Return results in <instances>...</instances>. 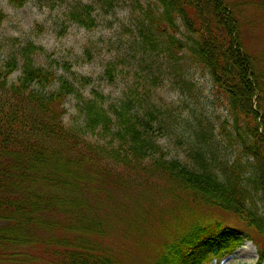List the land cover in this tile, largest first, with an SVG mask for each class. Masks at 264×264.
<instances>
[{"label": "trees", "instance_id": "obj_1", "mask_svg": "<svg viewBox=\"0 0 264 264\" xmlns=\"http://www.w3.org/2000/svg\"><path fill=\"white\" fill-rule=\"evenodd\" d=\"M26 1L10 0L16 7ZM122 1L76 3L69 19L94 27ZM135 5L123 25L129 30H122L131 35L120 38L117 58L105 65L110 78L125 68L131 75L107 105L97 91L82 98L84 127L64 119L66 99L78 91L75 79L58 77L30 56L11 55L0 64V264H131L113 243L111 219L101 217L102 177L171 197L156 228L168 239L150 264H219L244 244L246 230L204 214L203 206L258 229L250 205L264 190V59L247 51L242 29L264 22V0ZM4 17L0 9V22ZM197 66L226 98L231 131L216 134L206 114H186L156 90L170 82L191 96L189 74ZM162 136L184 144L187 157H170ZM97 179L99 188L91 185ZM263 262L264 248L256 264Z\"/></svg>", "mask_w": 264, "mask_h": 264}, {"label": "rangeland", "instance_id": "obj_2", "mask_svg": "<svg viewBox=\"0 0 264 264\" xmlns=\"http://www.w3.org/2000/svg\"><path fill=\"white\" fill-rule=\"evenodd\" d=\"M92 1L27 0L23 6L16 7L10 0H0L1 12L5 15L0 22V64L8 60L11 55L16 56L20 61L30 56L37 64L55 70L58 77L75 79L78 91L68 95L64 119L66 123L79 127L85 126V113L81 108L82 98L93 97V92L97 91L103 95L107 105L109 101L118 99L122 95L124 80L131 75L128 72L129 68H123L122 73L117 72L110 78L105 73V65L108 61L117 58L120 38L128 39L131 35L130 32L125 33L122 30H129L123 28V25L131 22L130 11L136 7L135 3H138L137 8L140 4L147 3V0L122 1L115 12L102 14L98 17L97 24L91 28L69 19L70 7L76 3L84 5ZM251 16L250 13L249 16L244 17L247 19ZM242 38L248 52L264 59V22L244 25ZM29 45H32L30 52L27 51ZM86 48L89 49L88 53L85 51ZM190 71L191 96L189 93L184 94L177 90L170 82L156 90L165 100L172 101L184 109L186 114L192 111L206 114V118L216 125V134L223 132V127L231 131L233 120L226 98L215 87L211 75L198 66ZM19 75L20 70H17L12 78L16 80ZM83 77L87 78L86 83L80 84L78 79ZM59 83L60 81H57L54 88H57ZM220 137L223 138V135ZM160 142L167 148L170 157L181 160L187 157L184 144L177 143L169 136L160 137ZM101 179L104 181V189L98 192L100 194L98 206L101 209V217L112 221L111 229L108 230L112 232L113 243L124 247L131 264L152 263L158 248L168 239L167 235L157 231L156 228L160 225L159 218L163 217L159 212L171 208V197L160 188H155V191L151 192L146 187H135L123 180L118 183L114 178L108 181L105 177ZM101 179H97L91 185L99 188L102 183L98 182ZM164 183L159 185L163 187ZM152 194L156 203L152 198L150 200ZM182 196L186 197L184 194ZM199 206L201 205H197ZM250 208L258 229L247 228L246 223L233 213L209 206L199 209L201 212L204 211V214H215L227 225L249 233L244 244L237 247L219 264H256L258 261L261 249L264 248V190L261 189L254 196ZM144 212L148 213L143 214ZM143 220L147 222L146 225L139 227ZM151 225L154 234L149 231ZM139 228L142 231H139ZM210 264L218 263L212 261Z\"/></svg>", "mask_w": 264, "mask_h": 264}]
</instances>
